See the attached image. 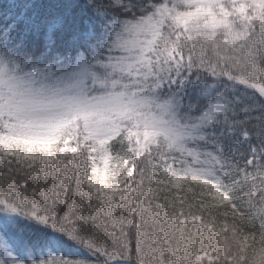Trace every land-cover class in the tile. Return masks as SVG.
<instances>
[{
    "label": "snow or ice",
    "instance_id": "1",
    "mask_svg": "<svg viewBox=\"0 0 264 264\" xmlns=\"http://www.w3.org/2000/svg\"><path fill=\"white\" fill-rule=\"evenodd\" d=\"M0 264H264V0H0Z\"/></svg>",
    "mask_w": 264,
    "mask_h": 264
}]
</instances>
